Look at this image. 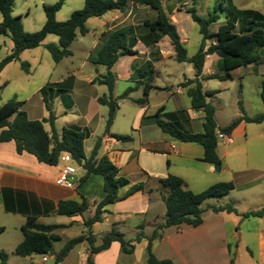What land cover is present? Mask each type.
<instances>
[{
    "label": "crops",
    "instance_id": "0c3cea01",
    "mask_svg": "<svg viewBox=\"0 0 264 264\" xmlns=\"http://www.w3.org/2000/svg\"><path fill=\"white\" fill-rule=\"evenodd\" d=\"M141 7L147 8L148 6L137 5V8ZM170 18L174 20L177 28L179 24L177 17L172 14ZM128 26H136L135 20L130 18V13L126 15L125 12L110 11L99 18L92 30L95 36L92 52L86 55L83 65L89 64L93 71L99 73L101 65L94 63L91 59L111 33L125 30ZM88 29L90 32L91 29L89 27ZM178 33L180 35L179 30ZM135 35L138 42L134 49L138 54L126 57L131 63L127 67L125 80L134 84L128 88L135 86L132 76L135 68L140 70L137 67L139 58L144 59V63L148 62L150 69L153 68L157 74L158 63L152 62L151 55L159 48L164 39L163 37L159 43L155 44L147 31L138 33L135 30ZM181 40L186 45V40L182 37ZM22 55L23 52L20 55L21 61ZM212 56L216 55L206 57L202 74L198 77L204 92L209 91L206 89L209 80H203L204 77L214 73L212 72L213 67L207 68V58ZM121 59L117 64L121 62ZM12 63L19 62L14 61L10 64ZM10 64L0 73V85L3 87L8 86L11 82L8 77L3 76ZM148 71L145 70L142 73ZM77 72L83 73L80 69ZM195 73L194 69L193 76L186 79H194ZM95 77L96 75L93 73L86 80L75 77L71 92L65 94L64 97L60 96L54 99L52 107L56 117L55 131L60 136L65 128H78L89 133L86 142L97 131L102 130V134L96 136L97 139H102L98 158L107 156L119 168V177L129 181L128 186L120 188L119 195L123 196L132 185L141 182L145 183L146 189L125 200L106 206L107 212L104 214L103 221L95 223L91 229L95 239L94 246H99L103 236L109 233L112 228H116L125 237L123 229L125 230L130 225L136 234L132 239H125L134 245V253L131 255L122 253L120 243L113 242L108 250L94 256V264H131V261H126L123 258H131L139 251H146L147 240L143 239L138 243L135 242V238L140 231L145 236H150L156 224L164 223L166 208L162 197L167 195V190L162 189L159 180L170 174L182 178L186 188L195 193H200L218 182H232L235 189L228 196L221 197L220 200L211 199V201H215L205 202V206L203 204V223L200 226L192 227L183 224L163 229L160 232L161 238L153 245L155 256L159 260H172L173 264H230L232 248L237 249L246 234L243 226L247 218H243L242 215L258 211L264 206V122L257 124L240 121L231 133V143L218 141L217 153L223 161V169L221 173L217 174L212 164L203 161L204 149L202 146L177 141L164 134L152 122L142 123L143 117L154 115L161 107H164L163 115L186 110L189 122L183 123V130L192 133L203 132V112L191 109L187 88L177 87L179 83L186 80H180L175 85H158L155 76L152 82L155 88L149 93L147 105H137L129 99L120 101L116 119L122 116L126 120L130 132L123 135H132L133 138L131 142L125 143L111 137V134H115L112 129L116 119L110 134H105L108 109L99 104L98 98L107 94L108 90L106 86L93 84L92 81ZM44 86L37 88L36 92L40 93ZM193 86L194 84L190 87ZM102 87H106V90ZM141 88L143 89V87L139 89ZM212 91L220 92V90ZM153 92L166 93L168 100L160 102L154 112H151L150 99ZM132 94L130 95L131 99L143 97L135 98ZM30 97L28 96L26 98L28 100L22 102L16 95L13 100L23 103L22 110L27 113L30 120L48 118L49 114L45 107L40 113L39 109L36 110L33 105L28 103ZM124 102L136 106V109L134 111L123 110ZM169 102H173L175 105L174 110L168 109ZM244 111L248 117L264 114V110L255 115L248 113L245 109ZM241 116L242 113L233 121ZM215 118L217 123V114H215ZM232 122L224 126L217 124V126L224 128ZM44 126L48 132H51L48 123ZM136 142L135 147L129 146ZM85 156L88 158L86 154ZM69 164L74 166L77 171L72 177L74 182L72 188L57 184L61 170L68 163L61 161L56 166H49L38 162L31 154H18L13 141L0 144V253L5 252L8 255L7 264H56V255L66 242L79 236H87L84 220L94 215L97 205L105 197L104 180L102 176L93 174L83 179L86 174L84 168L75 162ZM61 201L78 203L86 201L89 204V211L83 216L58 215L57 209ZM228 203L236 208L237 214L225 212L217 214L209 208L213 205L219 206ZM28 217H36L37 222L41 224L62 226L54 232L60 237V240L53 242V254L48 256L32 255L25 258L16 254L17 246L24 239L22 226ZM253 218L258 222L255 232L258 249L257 252H254L247 248L251 258L250 264H264V218ZM133 219L137 221L131 224ZM141 226L143 229L139 230ZM147 229L150 232H146ZM9 233L11 235H8ZM86 244L89 243L83 241L77 244L59 264H88L90 245L87 247ZM45 257H47V261L43 260ZM235 264H238L236 260Z\"/></svg>",
    "mask_w": 264,
    "mask_h": 264
},
{
    "label": "trees",
    "instance_id": "16d2710c",
    "mask_svg": "<svg viewBox=\"0 0 264 264\" xmlns=\"http://www.w3.org/2000/svg\"><path fill=\"white\" fill-rule=\"evenodd\" d=\"M66 0H58L53 5H44L43 9L46 22L41 30L28 33L24 30L21 17L13 15L14 0H0V35L9 37L13 43L11 53L0 62L1 71L11 62L20 61V55L26 50L39 47L48 35L59 37V44H47L45 48L50 53L55 63H60L64 58L72 55L71 44L76 40L78 34L86 35L89 32L87 22L91 18H101L110 11L126 12L130 3L141 6H148L156 11L155 20H145L142 27L149 33L153 43L157 44L163 37H168L171 41L175 60L178 63H190L195 68V78L187 79L181 87L187 88V95L191 100V109L196 112H203V132L192 133L183 130V123L189 122V115L186 110L163 115L164 107L150 116L143 117L142 123L152 122L156 124L164 134L171 138L184 142L197 144L204 149L203 161L214 166L217 174L223 169V161L217 153L218 132L231 135L240 121L247 123L264 122V114L248 117L241 106L242 116L224 128H219L216 123V109L207 101L217 94L216 91H203V86L198 77L201 76L207 56L216 55L218 57V72L204 77L203 80L227 81L233 79V71L240 68H247L257 62L256 54L264 49V14L256 10H239L232 0H225L224 5H216L213 12L209 13L206 19L198 16L195 6L187 12L192 20L198 24L199 32L202 35L200 46L191 58L188 57L185 44L182 42L176 25L163 9L162 0H84V6L74 11L70 18L64 22L56 19L57 12L61 10ZM194 1V0H193ZM225 13L226 21L221 24L216 33H211V26L216 24L220 15ZM214 38V42L208 45L209 39ZM137 36L133 27L126 30H119L111 33L100 50L91 59L94 63L104 66L106 73L98 75L92 81L93 84L107 87V94L100 96L98 102L107 107L108 116L105 126V134H110L111 127L119 110V103L122 100H131L137 105H147L150 91L155 88L152 85L155 70L151 68L148 72L142 73L138 69L133 71L135 86L126 89L122 95L115 96V87L118 76L114 71L121 58L135 56L138 52L134 49L137 44ZM1 51V47H0ZM22 68L28 72L29 64L21 62ZM146 77V79H144ZM67 81L47 84L40 93L49 114L48 118L42 120H30L27 113L22 110L23 103L10 100L0 106V144L15 142L18 154L28 153L33 155L38 162L56 166L60 162L63 153H69L73 162L82 166L86 172L85 178L90 175H99L104 180L105 197L99 202L92 217L84 220L87 228V236H79L65 243L56 255L55 263L59 264L69 254V252L83 241L90 245V253L87 258L88 264H94V256L110 248L113 242H119L121 251L124 254L134 253V245L127 241L124 234L116 228L105 234L102 243L94 246L95 239L92 236V226L103 221L104 214L107 212L105 207L125 200L130 196L145 191V183L132 185L127 192L119 195L122 187L128 186L129 181L119 177V168L107 157L98 158L102 139L98 138L91 156L86 158L84 152L85 140L89 133L78 128H65L59 136L54 128L56 120L52 102L57 97H64L71 91V87H66ZM194 84L193 87H190ZM143 87V97L131 99L130 95ZM261 101L264 105V80L261 84ZM165 118V119H164ZM51 127V132L45 129V124ZM111 137L121 142H131L132 135H116ZM161 186L167 190V195L162 199L165 204L166 214L164 224L156 227L150 236H145L142 232L138 233L135 242L147 240L146 256L147 264H173L172 260H159L154 252L153 245L156 240L161 238L160 232L168 227L189 225L198 227L203 223V204L211 199L228 196L234 189L232 182H218L208 187L206 190L195 193L186 188L185 181L175 175H168L159 180ZM214 213H234L236 208L232 204L213 205L209 207ZM89 211V204L74 201H61L58 205L57 214L61 216L73 217L83 216ZM243 218L259 217L264 218V206L258 211H252L242 215ZM60 225H45L37 222L36 217H28L22 226L24 235L23 241L17 246L16 254L20 257L32 255L47 256L53 254V242L60 240L54 232L61 228ZM143 229V226L140 227ZM8 255L0 253V264H7ZM230 264H235L234 255L231 253Z\"/></svg>",
    "mask_w": 264,
    "mask_h": 264
},
{
    "label": "rangeland",
    "instance_id": "374dc122",
    "mask_svg": "<svg viewBox=\"0 0 264 264\" xmlns=\"http://www.w3.org/2000/svg\"><path fill=\"white\" fill-rule=\"evenodd\" d=\"M58 0H14L13 15L21 17L24 30L28 33H34L43 27L46 22V16L43 9L44 5H53ZM225 0H162L163 9L170 17L174 14L178 19V30L180 36L186 40L185 48L187 49L188 56H194L197 52L200 43L202 41V35L199 32V26L196 24L191 15L187 12L191 7L195 6L197 14L202 19H206L209 13L213 12L216 5H224ZM234 6L239 10H256L264 14V0H232ZM84 6V0H66L63 7L57 12L56 19L59 22L68 20L71 14L81 9ZM130 13V18L135 20L136 26L133 27L134 31L138 33L145 32L142 27V23L145 19H155L156 11L150 7L140 9L137 5L130 3L126 15ZM219 21L211 26V33H216L218 27L226 21L225 13L219 12ZM172 20V19H171ZM99 18H92L87 24L91 29L86 35L78 34L77 39L71 44L70 50L72 55L64 58L60 63H55L47 51L45 46L47 44H59V37L56 35H48L42 44L32 50H26L23 52L22 61L19 63H12L8 66L4 72V77H8L11 82L8 86L3 87L0 85V106L6 102L13 100L17 95V98L24 102L29 98L30 105H33L35 109H39L40 113L44 109V102L42 101L41 94L37 93V88L44 86L48 83L56 84L59 81H67L66 87H73L76 78L86 80L91 73L105 74L106 68L100 66L99 73L93 71L92 66L84 64L86 55L92 52L93 44L95 42V36L92 30L95 28L96 22ZM174 20H172L173 22ZM0 22H2V15L0 14ZM174 23V22H173ZM132 27V26H131ZM130 26L126 27V29ZM100 37V35H97ZM214 42V38L209 39L208 45ZM0 62L11 53L13 43L9 37L0 35ZM257 62L255 65L249 66V68H240L233 72V79L227 81L209 80L207 84V90H220L214 96L208 98V101L215 107L217 114V124L224 126L232 122L238 115H240L242 106L250 114H258L264 110V106L261 101V84L264 80V49L259 50L256 54ZM152 62L158 63L157 74L154 73L155 81L158 85L173 84L177 82L187 80L193 76L194 66L188 63H178L175 60V53L173 51L171 41L168 37H164L161 41L159 48L151 55ZM217 57L212 56L207 58V68L213 67L212 72H218ZM21 62H27L29 64L28 72L25 71ZM131 61L124 57L121 62L115 67V72L118 76V81L115 87V96H120L123 92L134 84L125 80L126 70ZM137 67L141 72L148 71L150 69L148 62L144 63V59L139 58L137 61ZM82 70L83 73H78L77 70ZM134 69V67H133ZM76 77V78H75ZM185 82V81H184ZM183 82V83H184ZM182 83H179L177 87H181ZM106 90V87H102ZM71 92V91H70ZM69 92V93H70ZM133 97H142L143 89L132 94ZM168 100V95L162 92H153L150 99L151 112H154L155 107L162 101ZM169 110H174L175 105L173 102L167 104ZM136 109V106L124 102L123 110ZM246 114V113H245ZM261 115V114H260ZM38 116V115H36ZM257 116V115H255ZM112 131L115 134H129L130 129L126 120L122 116L116 119ZM160 132V130H159ZM102 134V130L97 133L88 141L85 142L84 149L88 158L91 156L92 149L97 140L98 135ZM124 145V144H123ZM136 143H131L130 147H135ZM162 187V186H161ZM164 191V189L162 187ZM220 200L221 198H217ZM215 201V200H212ZM207 201V203L212 202ZM206 204V203H205ZM204 204V206H205ZM229 204V203H228ZM137 220H131V224H134ZM253 217L247 218L244 223V230H246L245 236L241 239L237 249L232 248L231 253L234 255V260L238 264H250L251 258L249 251L257 252V236L255 232L258 228V222ZM165 222V219H164ZM164 224V223H163ZM160 226L156 224L155 228ZM154 228V229H155ZM153 229V231H154ZM140 230V228H139ZM125 232L126 239L134 238L136 231L128 225ZM141 232V231H140ZM139 232V233H140ZM146 232H150L147 229ZM8 235H11L10 233ZM6 236L8 239L9 236ZM157 241V240H156ZM89 244H86L88 247ZM19 256V255H18ZM48 256V255H47ZM126 261H131V264H147L146 251H139L135 256L123 258ZM130 259V260H129ZM122 261V260H121Z\"/></svg>",
    "mask_w": 264,
    "mask_h": 264
},
{
    "label": "built area",
    "instance_id": "2783aa9c",
    "mask_svg": "<svg viewBox=\"0 0 264 264\" xmlns=\"http://www.w3.org/2000/svg\"><path fill=\"white\" fill-rule=\"evenodd\" d=\"M174 22V21H173ZM175 24V23H174ZM218 141H223L225 143H231L232 137L231 135L218 132L217 134ZM66 162L68 163L67 166H65L57 179V184L63 187L72 188L74 187L73 182V176L77 173L76 168L69 163L73 162L71 156L69 153H63L60 157V162ZM44 261H47V257L43 258Z\"/></svg>",
    "mask_w": 264,
    "mask_h": 264
}]
</instances>
